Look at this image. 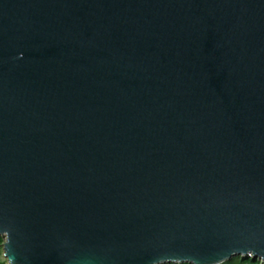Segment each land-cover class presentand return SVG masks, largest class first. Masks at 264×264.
<instances>
[{"label": "water", "instance_id": "obj_1", "mask_svg": "<svg viewBox=\"0 0 264 264\" xmlns=\"http://www.w3.org/2000/svg\"><path fill=\"white\" fill-rule=\"evenodd\" d=\"M6 264L264 261V0H0Z\"/></svg>", "mask_w": 264, "mask_h": 264}, {"label": "trees", "instance_id": "obj_2", "mask_svg": "<svg viewBox=\"0 0 264 264\" xmlns=\"http://www.w3.org/2000/svg\"><path fill=\"white\" fill-rule=\"evenodd\" d=\"M2 237H0V264H6V262L4 260L1 259V253H2V249H1V244H2ZM258 262L256 260H252L251 258L248 257H234L229 261L226 262H222L221 264H257ZM182 264H188V263H182Z\"/></svg>", "mask_w": 264, "mask_h": 264}, {"label": "rangeland", "instance_id": "obj_3", "mask_svg": "<svg viewBox=\"0 0 264 264\" xmlns=\"http://www.w3.org/2000/svg\"><path fill=\"white\" fill-rule=\"evenodd\" d=\"M234 257H248V258H251L252 260H256L258 263L257 264H264V261H262V260H260L259 258H252V257H250V256H248V255H234V256H232L231 258H229L228 260H226V261H229V260H231L232 258H234ZM1 259L2 260H4L5 261V259L2 257V254H1ZM226 261H224V262H226ZM6 262V261H5ZM185 263V262H184ZM163 264H182V263H163ZM188 264H191V263H188ZM221 264V263H220Z\"/></svg>", "mask_w": 264, "mask_h": 264}, {"label": "bare ground", "instance_id": "obj_4", "mask_svg": "<svg viewBox=\"0 0 264 264\" xmlns=\"http://www.w3.org/2000/svg\"><path fill=\"white\" fill-rule=\"evenodd\" d=\"M247 255H249V254H247Z\"/></svg>", "mask_w": 264, "mask_h": 264}]
</instances>
